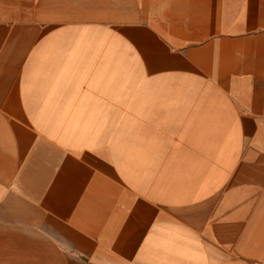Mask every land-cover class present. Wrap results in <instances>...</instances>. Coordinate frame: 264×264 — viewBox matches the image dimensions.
<instances>
[{
  "label": "crops",
  "instance_id": "1",
  "mask_svg": "<svg viewBox=\"0 0 264 264\" xmlns=\"http://www.w3.org/2000/svg\"><path fill=\"white\" fill-rule=\"evenodd\" d=\"M0 264H264V0H0Z\"/></svg>",
  "mask_w": 264,
  "mask_h": 264
}]
</instances>
